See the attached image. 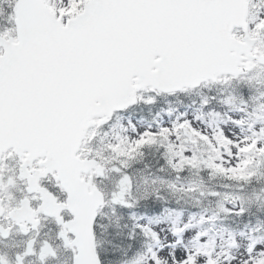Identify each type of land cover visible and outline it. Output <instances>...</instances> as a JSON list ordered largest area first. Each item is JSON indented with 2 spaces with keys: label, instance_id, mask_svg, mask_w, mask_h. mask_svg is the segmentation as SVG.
<instances>
[{
  "label": "snow or ice",
  "instance_id": "snow-or-ice-1",
  "mask_svg": "<svg viewBox=\"0 0 264 264\" xmlns=\"http://www.w3.org/2000/svg\"><path fill=\"white\" fill-rule=\"evenodd\" d=\"M0 264H264V0H0Z\"/></svg>",
  "mask_w": 264,
  "mask_h": 264
},
{
  "label": "rangeland",
  "instance_id": "rangeland-1",
  "mask_svg": "<svg viewBox=\"0 0 264 264\" xmlns=\"http://www.w3.org/2000/svg\"><path fill=\"white\" fill-rule=\"evenodd\" d=\"M149 172L151 173H155V171H140V172H136L134 173V177L136 178V187H135V191L138 194L139 192L143 191L144 185H143V177L145 174H149ZM162 175V174H159ZM115 179H118L117 177H113V181H105L104 184L107 185V188L110 190L112 187L113 182L115 181ZM200 177L199 175H197L196 173L189 171L184 180L182 182H178V183H182L183 185H187L189 181H197L199 182ZM214 182L216 184H214ZM228 181L224 180V179H219V180H211V181H206V185L204 187V191L205 193L209 192V191H219L222 196L225 194H228L232 191H235V188H225L223 187V185L227 184ZM157 186V185H156ZM172 198V197H170ZM202 203L199 205V208L205 209L207 208L210 212L213 210H217L218 209V204L221 202V200H219L218 198L215 197H209V196H205V197H201L200 198ZM195 200L190 199L189 197L185 196L182 200H181V206L185 209V213L187 214L190 211H195L196 207H195ZM227 206V205H226Z\"/></svg>",
  "mask_w": 264,
  "mask_h": 264
},
{
  "label": "flooded vegetation",
  "instance_id": "flooded-vegetation-1",
  "mask_svg": "<svg viewBox=\"0 0 264 264\" xmlns=\"http://www.w3.org/2000/svg\"><path fill=\"white\" fill-rule=\"evenodd\" d=\"M21 237L19 236H14L13 239L9 240L8 241V244L9 245H15V244H18L20 241H21Z\"/></svg>",
  "mask_w": 264,
  "mask_h": 264
}]
</instances>
